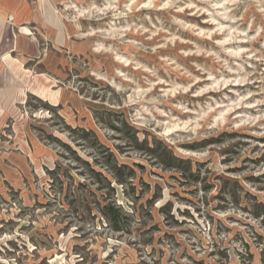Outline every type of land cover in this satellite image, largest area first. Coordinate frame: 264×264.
Returning a JSON list of instances; mask_svg holds the SVG:
<instances>
[{
    "label": "rangeland",
    "instance_id": "374dc122",
    "mask_svg": "<svg viewBox=\"0 0 264 264\" xmlns=\"http://www.w3.org/2000/svg\"><path fill=\"white\" fill-rule=\"evenodd\" d=\"M50 1L68 44L0 121V264H264V0Z\"/></svg>",
    "mask_w": 264,
    "mask_h": 264
},
{
    "label": "crops",
    "instance_id": "0c3cea01",
    "mask_svg": "<svg viewBox=\"0 0 264 264\" xmlns=\"http://www.w3.org/2000/svg\"><path fill=\"white\" fill-rule=\"evenodd\" d=\"M49 32L54 34L55 45L67 46L70 29L64 21L63 25L59 22L50 0L34 4L30 0H0V121L15 111L27 94H35L33 89L48 85L44 79L48 75L35 72L30 63Z\"/></svg>",
    "mask_w": 264,
    "mask_h": 264
},
{
    "label": "built area",
    "instance_id": "2783aa9c",
    "mask_svg": "<svg viewBox=\"0 0 264 264\" xmlns=\"http://www.w3.org/2000/svg\"><path fill=\"white\" fill-rule=\"evenodd\" d=\"M13 19V16H9V20H12Z\"/></svg>",
    "mask_w": 264,
    "mask_h": 264
}]
</instances>
